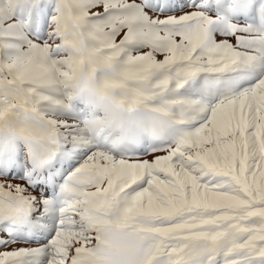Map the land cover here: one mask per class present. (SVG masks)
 <instances>
[{
    "label": "snow or ice",
    "instance_id": "snow-or-ice-1",
    "mask_svg": "<svg viewBox=\"0 0 264 264\" xmlns=\"http://www.w3.org/2000/svg\"><path fill=\"white\" fill-rule=\"evenodd\" d=\"M0 264H264V0H0Z\"/></svg>",
    "mask_w": 264,
    "mask_h": 264
}]
</instances>
